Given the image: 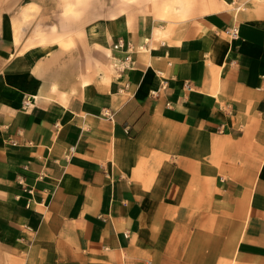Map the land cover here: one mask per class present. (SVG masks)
Here are the masks:
<instances>
[{
    "label": "crops",
    "instance_id": "crops-1",
    "mask_svg": "<svg viewBox=\"0 0 264 264\" xmlns=\"http://www.w3.org/2000/svg\"><path fill=\"white\" fill-rule=\"evenodd\" d=\"M161 2L0 0V264H264V0Z\"/></svg>",
    "mask_w": 264,
    "mask_h": 264
},
{
    "label": "rangeland",
    "instance_id": "rangeland-1",
    "mask_svg": "<svg viewBox=\"0 0 264 264\" xmlns=\"http://www.w3.org/2000/svg\"><path fill=\"white\" fill-rule=\"evenodd\" d=\"M164 2L171 3L172 6L176 5V7H179L180 4V0H162L159 6L163 5ZM71 3L72 2L70 1L63 0L61 11L58 13L59 15H57V13L52 15V12L50 13V11L44 12V16L40 17L42 19L41 24L38 23V18L33 19L29 29L37 36L43 34L42 37L39 38L40 42H48L53 40V38L48 35L50 32H52L51 30L54 32L57 30L63 31L64 29L68 28L69 25L74 28L75 26L83 24L89 20V18H84L73 14L75 12L73 9L82 5L83 0H73V3ZM30 19H32V17L29 18V20ZM41 28H44L43 33Z\"/></svg>",
    "mask_w": 264,
    "mask_h": 264
},
{
    "label": "built area",
    "instance_id": "built-area-1",
    "mask_svg": "<svg viewBox=\"0 0 264 264\" xmlns=\"http://www.w3.org/2000/svg\"><path fill=\"white\" fill-rule=\"evenodd\" d=\"M231 3L234 4V6L237 8V0H231ZM224 34L230 38H235L237 37V34H238V28L236 25H231L229 27H226L224 30H223ZM122 46V42L120 40H118L117 42L113 43V47L114 48H120ZM126 51H127V54L122 58V59H119V61L117 62V64H115V68H116V71L118 72V75H121L124 73V71L130 69L132 66H133V60L131 58V52H130V47L128 46L126 48ZM165 84V81H162V85ZM128 86V81H125L124 84L119 88V90H124L126 87ZM186 87H189L188 84H186ZM152 95H156L157 94V91L156 90H153L151 92ZM105 113L107 115H110L109 112L105 111ZM73 147H70V150L72 149Z\"/></svg>",
    "mask_w": 264,
    "mask_h": 264
},
{
    "label": "bare ground",
    "instance_id": "bare-ground-1",
    "mask_svg": "<svg viewBox=\"0 0 264 264\" xmlns=\"http://www.w3.org/2000/svg\"><path fill=\"white\" fill-rule=\"evenodd\" d=\"M232 5V4H231ZM158 8L160 9L159 15L160 16H171L172 15V11L174 9V7L172 6L171 3H166L164 2L163 5L158 6ZM67 24V23H66ZM50 31V30H49ZM53 32V30H51ZM56 32V31H55ZM54 33V32H53ZM57 37V36H56ZM61 38V37H60ZM66 41V40H65ZM63 81V80H62Z\"/></svg>",
    "mask_w": 264,
    "mask_h": 264
}]
</instances>
